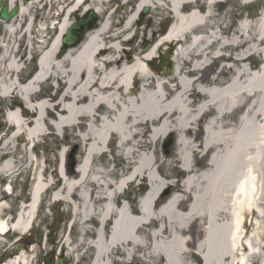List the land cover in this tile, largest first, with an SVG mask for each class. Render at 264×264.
Returning <instances> with one entry per match:
<instances>
[{"label": "bare ground", "instance_id": "6f19581e", "mask_svg": "<svg viewBox=\"0 0 264 264\" xmlns=\"http://www.w3.org/2000/svg\"><path fill=\"white\" fill-rule=\"evenodd\" d=\"M88 1L32 0L21 5L19 15L5 23L6 35L16 36L21 32L24 42L16 46V40L9 44L6 35L3 38L0 100L16 94L35 117L31 119L24 114L18 103L10 105L7 111L4 109L9 128L8 134L2 135L0 176L8 180L5 185L0 184V238L10 226L14 233L25 235L30 231L39 216L42 197L48 191H54L53 199H64L74 208L71 200L74 194L78 192L84 202L86 198L80 191H87L89 184L95 186V182L102 195L96 197L91 189L90 200L94 203L104 201V204L99 211L93 208L92 218L85 220L87 223L97 216L99 222L91 234L95 248L91 264H110L115 251L128 253L124 246H133V238L141 237L153 239L157 244L175 243L174 248L180 251L164 254L165 264L181 263L182 254L189 257V247L202 255V264H225L231 258L229 252L233 244L236 255L232 264H246L248 245L243 240L247 233L242 226L247 227L248 218L254 220L258 208L264 207V65L254 73L247 66L248 63L256 67L252 59L255 55L263 56L264 64L262 18L243 17L237 28L230 30L233 24L226 20L227 11L216 12V6L226 0H204V11L200 0H122L120 8L110 12V19L124 6L132 2L136 5L127 11L129 15L121 31L109 34L112 23L102 21L100 27L87 33L76 47L62 53V38L73 23V14L88 10L102 14L101 7H86ZM42 2L50 5L45 20L40 13L34 19L33 9ZM58 4L61 6L55 12ZM145 7L157 9L156 13L171 14L175 23L156 43L144 41V45L150 46L148 49L125 48L124 41H120V46L117 39L122 36L127 35L125 43L133 39L128 33ZM260 8L261 4L256 7L255 16L261 14L258 13ZM24 15V23L17 28L15 22ZM217 15L221 18L217 19ZM144 16L145 13L142 19ZM46 21L51 22L55 34L47 45L39 46L40 69L26 79L22 76L26 62L30 54L35 56L36 50L32 38L37 31L42 35L50 31ZM178 39L181 41L173 61L165 53L161 55L162 67L155 69L157 50ZM20 45L21 48L25 46L22 53ZM24 55H27L25 59ZM213 59L228 62L223 63L218 75L209 77L211 80L205 84L203 79L199 81L201 75L198 73L211 65ZM188 64L190 67L186 66ZM226 68L231 75L222 84ZM132 81L139 86L132 88ZM48 87L54 91L52 96L45 90ZM192 96L203 100L194 105L196 98L193 100ZM46 126L53 136L61 129L76 132L73 138L77 144L85 145L77 175L61 167L62 161L57 180L46 178L47 167H42L35 171L30 184L31 171L29 201L21 202L16 217H8L7 210L12 203L9 196L14 193L12 183L19 170L17 147L25 149L32 166L36 161L37 138L45 133ZM172 133L175 136L168 148L169 154L178 152L179 159L169 158L170 165L174 161L180 164L185 178L183 183L173 184L163 177L164 173L157 167L159 158L139 155L137 161H132L136 149L130 144H143L142 148L145 145L151 149L153 142ZM146 137L149 138L147 144ZM114 139L112 160L116 163L98 170L103 179L94 176L96 182L91 175L93 166L100 163L98 158L113 151L108 147ZM125 145H130V150L124 154ZM187 152L194 154L189 157ZM163 155L168 158L167 154ZM119 170L123 173L118 179L115 175ZM138 178H147L150 187L139 201L141 209L136 211L132 204L119 198L127 192L129 182ZM199 181L206 182L197 190ZM168 183L173 184L175 190L158 204L170 186ZM188 198L191 203L186 208L185 199ZM206 218L209 229L205 235L198 223ZM110 221L111 228L107 231ZM84 227L82 237L85 238L88 228ZM70 239L69 234L63 249H69ZM205 247L207 252L203 251ZM184 248L186 251L181 252ZM13 252L9 250L4 264H35L28 250L23 249L16 256ZM69 253L66 251L67 256Z\"/></svg>", "mask_w": 264, "mask_h": 264}, {"label": "rangeland", "instance_id": "374dc122", "mask_svg": "<svg viewBox=\"0 0 264 264\" xmlns=\"http://www.w3.org/2000/svg\"><path fill=\"white\" fill-rule=\"evenodd\" d=\"M264 0H226L221 4H218L216 6V12L221 13L223 11H227V18L226 20L231 24H233L230 28V30L237 28V25L243 17L246 16H254V18H262L261 23L264 27V3L261 2ZM100 2H104L103 5H99ZM200 4H204V7L202 8V11H204L206 4L204 3V0H200ZM261 4V8L258 13H261L260 15L257 14L255 16V10L256 7H258ZM40 5V7H39ZM38 6L34 7L32 16L37 17V15L40 13L43 20H45V15H47V11L50 8V5H45L44 2L39 3ZM122 5V0H89L86 3L87 6H96L103 8V12L100 15L99 22L106 21L107 23H112V29L109 34L121 31V29L124 26V20L127 19L129 13L127 12L131 8L135 7V3L132 2V4L124 6L117 16L113 17L112 19L109 18L110 12L112 10H117ZM61 4H58L55 7V12L59 10ZM40 8V9H39ZM229 8V9H228ZM89 11V10H88ZM88 11H78L77 13L73 14L71 17L72 22H76L77 18L79 16H84V14L88 13ZM157 9L155 8H149L148 12L145 14L144 18L141 19L139 16L136 18L134 22V27L131 29L128 33L131 37L133 36V39L130 40L128 43L125 41L123 42V46L126 48H135V49H148L149 45H144L145 42L148 40L150 43H153V37L160 38L164 35V33L167 31L168 26L175 21L174 17L169 13H156ZM60 12V11H59ZM46 13V14H45ZM126 17V18H124ZM221 18L220 15H217V19ZM25 15L23 17H19L17 19V22H15V25L18 27H21L24 23ZM52 20V19H51ZM56 20V19H55ZM50 21V20H49ZM47 22V24L49 23ZM58 21V20H56ZM97 27H100L99 25H96ZM94 26L93 28H95ZM98 27V28H99ZM91 28L90 30H92ZM98 28L94 29L97 30ZM89 30V31H90ZM37 31V29H36ZM264 31V28H263ZM39 32V33H38ZM41 31H37V34H34L33 42H36L33 47H36L35 53L37 56L34 57L32 60V63L34 64V67L31 68V71L29 74H27L24 69V73L22 76L24 78L28 79L35 71L38 70V66L36 64L37 57H39V50L41 47L47 45V41H49L53 35L55 34V30L52 29L43 35L40 33ZM15 33V32H14ZM27 36V35H26ZM127 37V35H126ZM7 42L9 44L14 43L17 46L19 43H23V33L19 32L18 35H6ZM39 41L41 44H39ZM119 41V45H121L120 41H123L121 38L117 39ZM145 41V42H144ZM38 42V43H37ZM39 46H41L39 48ZM25 47V46H24ZM24 47L21 48L20 53L24 52ZM164 49L157 50L156 56H155V62L154 66L155 69L161 68L163 65L162 58H161V51H165V48L168 47V45H162ZM247 47V45H246ZM17 49V48H16ZM176 52V50H175ZM230 54H233L231 51H229ZM14 53V51H13ZM25 54V53H24ZM27 55L23 56V59H25ZM254 59L256 63V68L259 67V64L263 63V56L261 55H255ZM3 60V58H2ZM228 62L226 60L222 59H213V62L211 65L207 66L206 68L199 71L198 75L200 74V79H203L204 83L206 84L208 80H211L210 78H213L215 75H218L223 63ZM231 64V62H229ZM28 62H26V66H28ZM187 67H190V65H186ZM247 66L249 67V64L247 63ZM252 69V67H251ZM163 70V69H162ZM196 73V76H198ZM231 73L229 74V71H227V68L224 72V79L222 81V84L225 83L226 80H229ZM167 77H171L170 75H167ZM210 77V78H209ZM221 78V77H220ZM54 86V83L53 85ZM195 87V84H194ZM48 89V90H47ZM45 89L48 91V94L52 96L54 91L51 88ZM196 96H192V99L195 100ZM202 97L196 98V103L194 105L199 104L202 101ZM0 102V110H2V128L0 130V135L2 134H8V128L9 124L6 120V112L8 107L12 104H19L20 107L24 110V114H26L29 118L33 119L34 113L31 111H28L23 107V102L21 100L19 101V97L15 94L14 97H6L1 98ZM5 109V110H4ZM31 112V113H29ZM60 115V114H59ZM6 125V126H5ZM50 130L47 129L43 135H40L37 138L36 141V147L34 149V154L36 161L33 163V165H30V161L27 159L26 151L25 149L20 146L17 147V157L19 158V161H17L16 165L19 168L17 179L12 183L14 185V193L13 195L9 196L12 200L10 208L7 210V216L10 217H16L17 212L19 210V206L21 202H28L29 201V194L28 191L26 192V196L24 195L25 188L29 187V176L30 172L32 171V175L30 178V184L32 182V177L35 173V171H40L42 167H47L46 171V178H52L53 180L58 179V172L59 167H63L66 169V171H69L71 175H77L78 171V165L82 160V157L85 154V145L83 144H77V141L73 138L74 133L61 129L58 131L57 136L49 135ZM202 133V137H203ZM175 135L166 136L165 138H161L158 142H153V146L151 149L147 148V146L144 145L142 148L141 146L143 144H138L137 146L134 144H130L134 146L135 155L132 157V161H137L139 159V155H147L151 156L154 159L159 158V162L157 163V167L164 173L163 177L165 179L171 180V183H183V177L184 172L181 168L180 164L175 162L170 165V159L175 157V159H179V154L176 152V154H169L168 148H171V143L173 140V137ZM201 137V138H202ZM2 137L0 139V146L3 142ZM140 139V138H139ZM66 140V141H65ZM146 140L145 144L148 143L149 138L144 139ZM64 141V142H63ZM114 142L110 143L109 149L113 150L111 153H109L108 156H102L98 158L99 164L96 166H93V170L91 175L93 176V179L98 182L94 176L99 175L100 179H103V175L101 172H97L98 170L102 171L103 167L106 165L111 166V163H116L113 161V152L115 149L116 140H113ZM138 141V139H136ZM129 145V146H130ZM129 146L125 145L124 154L130 150ZM142 149H141V148ZM107 148V149H108ZM146 148V149H145ZM128 149V150H127ZM9 152V151H6ZM5 152V153H6ZM111 154V157H110ZM163 154H167L166 156L168 158H163ZM194 153L187 152V155L190 157ZM201 152L198 154L200 156ZM3 160V157L0 156V161ZM48 160V161H47ZM108 161H110L108 163ZM30 165V166H29ZM126 165V164H125ZM119 165L118 167H120ZM26 167V169H24ZM76 172V173H75ZM121 170L118 171V174L116 173L115 176H118V179L122 177ZM7 180L5 181V178H2L0 176V184L7 183ZM91 182H94L91 180V178L88 179ZM168 180V181H169ZM100 182V181H99ZM206 181H199L197 183L196 189H202V187L205 185ZM170 184V186L164 191L162 198L160 201H158V204H160L171 192L175 190V187L173 184ZM60 185V182L58 183ZM95 186H91L89 184V188L87 191L82 190L80 191L81 194L86 198V200L83 202L78 197V192L74 194L71 200L74 201L75 206L72 208L68 201L62 200H55L53 199L54 191H48L46 194L42 197V203L39 208V216L36 219L32 229L28 231L25 235L20 234L19 232L14 233L13 231L9 232L5 236H1L0 238V264H4L6 262L7 256H9V250L14 251L13 256H16L18 252L22 251L23 249L28 250L29 254H31L35 260V264H56V256L58 253H62L61 249H63V243L66 240L67 235L70 234V241L67 245L69 249L66 248V251L69 250V255L66 258L65 264H91L93 261V257L95 255V248L93 247L91 243V239L93 236L91 234L97 229V226L99 225V222L97 220V216H93V219L85 223L86 219H91L92 216V209L96 208L99 211V207H102L104 204V201H99L94 203L90 200V192L89 190L94 191V195L96 197L100 198L101 193H99L98 184L94 182ZM145 185L146 187H150V184L148 182L147 178H138L135 181H130L128 188L126 189V193L122 194L119 198L125 201L129 202V205L132 204V207L134 210L138 211L141 209L139 205L140 198L145 194V192H142L140 189V186ZM144 186V187H145ZM65 197V194H63ZM191 203V198L185 199V206L186 208L189 207V204ZM80 206V207H79ZM90 206L88 209L87 207ZM78 207V208H77ZM132 208V209H133ZM202 210H204V207H202ZM80 212V215L78 214ZM226 222H229V220H226ZM251 222L253 224L251 225ZM255 222V224H254ZM257 222V223H256ZM250 223V224H249ZM199 229L205 230L206 232L209 229V224L207 222V218L204 220L199 221ZM248 226L244 227L242 226V229L244 228L247 233L246 239L243 240V243L248 245V249L245 251V254L247 257H249V261L246 264H264V207L261 206L258 208V216L254 218V220L248 218L247 221ZM107 231L110 230L111 221L108 224ZM184 225L187 227L189 226L188 222H184ZM250 225V226H249ZM85 226V227H84ZM88 228V233L85 235V238L83 236L82 228ZM152 229V227H151ZM233 232L234 229H231ZM257 234V235H256ZM205 237V236H204ZM132 239V238H131ZM151 239V238H150ZM85 240V241H84ZM134 245L131 247L124 246V248L127 249L128 253H125L123 250L121 251H115L110 260V264H165L166 259L164 254H169L175 251H180L178 248H174L175 243L173 245L169 243H155V241L147 240L146 238L142 239L139 238L136 240V238H133ZM233 244V243H232ZM242 244V243H241ZM240 244V245H241ZM19 245V247L16 248V246ZM121 245H123L121 243ZM190 248L189 257L188 255L182 254V262L179 264H185L187 261L189 263H195V264H202L203 257L200 253H198L197 250L193 247ZM65 251V248L63 249ZM186 251L185 248L181 250V252ZM203 251H208L207 247L204 248ZM204 254V253H203ZM231 258L226 262L227 264H232L233 258L235 257L234 253V244H233V250L229 252ZM225 263V264H226Z\"/></svg>", "mask_w": 264, "mask_h": 264}, {"label": "water", "instance_id": "95a60500", "mask_svg": "<svg viewBox=\"0 0 264 264\" xmlns=\"http://www.w3.org/2000/svg\"><path fill=\"white\" fill-rule=\"evenodd\" d=\"M17 11V7L12 11L11 15L8 14V4L2 9V16L5 19H10ZM148 12V8L144 9V13ZM99 20L98 14L94 10H90L84 17L70 25L66 34L62 38L61 52L65 53L69 49L77 46L84 39V32L93 28ZM27 187L25 188L24 195L26 196ZM64 257L59 259V264H63Z\"/></svg>", "mask_w": 264, "mask_h": 264}, {"label": "flooded vegetation", "instance_id": "af4514ba", "mask_svg": "<svg viewBox=\"0 0 264 264\" xmlns=\"http://www.w3.org/2000/svg\"><path fill=\"white\" fill-rule=\"evenodd\" d=\"M31 1L32 0H0V61H2V54H3L1 44L3 43V41H4L3 38L6 35L5 23L7 21L14 19L15 17H17L19 15L18 14L19 5L27 4ZM6 4H8V14L9 15H11L12 11L17 7V14H15L10 20H6L2 16V9L5 7ZM0 104H1V102H0ZM1 116H2V110H0V130L2 128V117Z\"/></svg>", "mask_w": 264, "mask_h": 264}]
</instances>
